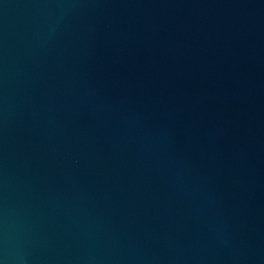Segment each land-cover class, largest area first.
Segmentation results:
<instances>
[{
  "label": "water",
  "instance_id": "1",
  "mask_svg": "<svg viewBox=\"0 0 264 264\" xmlns=\"http://www.w3.org/2000/svg\"><path fill=\"white\" fill-rule=\"evenodd\" d=\"M0 264H264V0H0Z\"/></svg>",
  "mask_w": 264,
  "mask_h": 264
}]
</instances>
